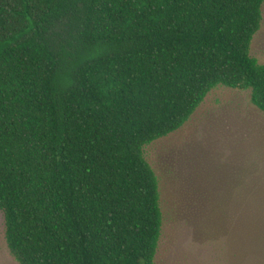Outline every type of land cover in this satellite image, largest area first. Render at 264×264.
<instances>
[{"label": "trees", "instance_id": "obj_1", "mask_svg": "<svg viewBox=\"0 0 264 264\" xmlns=\"http://www.w3.org/2000/svg\"><path fill=\"white\" fill-rule=\"evenodd\" d=\"M263 8L0 0V211L19 264H155L164 215L144 149L220 85L249 92L264 113V64L251 55ZM256 158L247 186L233 177L192 208L202 236L245 234L264 264V154Z\"/></svg>", "mask_w": 264, "mask_h": 264}, {"label": "rangeland", "instance_id": "obj_2", "mask_svg": "<svg viewBox=\"0 0 264 264\" xmlns=\"http://www.w3.org/2000/svg\"><path fill=\"white\" fill-rule=\"evenodd\" d=\"M251 55L264 64V19ZM263 154L264 113L251 104L249 92L221 85L181 129L145 147V158L159 181L164 215L155 264H263L250 253L245 234L202 236L203 221L192 208L209 190L211 195L228 188L233 177L243 176L247 186L248 162ZM180 200L183 213L177 206ZM0 264H19L7 247L1 211Z\"/></svg>", "mask_w": 264, "mask_h": 264}]
</instances>
